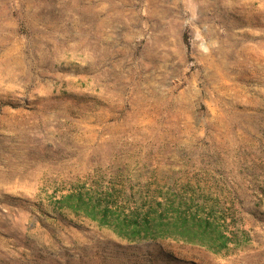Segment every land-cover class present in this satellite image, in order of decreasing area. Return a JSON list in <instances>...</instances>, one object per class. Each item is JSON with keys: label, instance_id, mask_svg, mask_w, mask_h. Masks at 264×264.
Listing matches in <instances>:
<instances>
[{"label": "rangeland", "instance_id": "374dc122", "mask_svg": "<svg viewBox=\"0 0 264 264\" xmlns=\"http://www.w3.org/2000/svg\"><path fill=\"white\" fill-rule=\"evenodd\" d=\"M0 264H264V0H0Z\"/></svg>", "mask_w": 264, "mask_h": 264}, {"label": "trees", "instance_id": "16d2710c", "mask_svg": "<svg viewBox=\"0 0 264 264\" xmlns=\"http://www.w3.org/2000/svg\"><path fill=\"white\" fill-rule=\"evenodd\" d=\"M159 205L162 206L163 202H159ZM97 207L91 212H86L82 210H75V211L78 213L82 212L85 216L89 217L90 219L94 221H97L101 226L113 227L112 223L110 222L111 217L109 213L112 211V208L108 205L105 206L103 210V214L100 217L98 214ZM161 214H162L161 215L162 217H161L160 222L167 223L169 220H166L167 217L165 216L164 213H161ZM150 216H151V212L149 211L148 214L145 215L144 219H142L140 215H138V217L137 216L131 217V219H128V217H126L127 219L124 220L126 224L123 230H120L118 228L117 229L113 228V229H115V231L117 232L119 236L128 238V239L149 238L151 236L153 237H174L177 239H183V240L189 241L191 243H198V240L196 238L188 237L187 235L180 234L179 232L176 233V232L162 231L161 233L150 234L149 228H151L152 222H153V219L150 218ZM207 223H210V221H207ZM229 242H230V238L227 235H224L223 241L220 245L219 250L228 247ZM200 243L204 244V242H200Z\"/></svg>", "mask_w": 264, "mask_h": 264}]
</instances>
